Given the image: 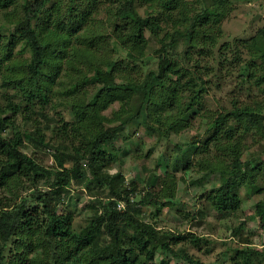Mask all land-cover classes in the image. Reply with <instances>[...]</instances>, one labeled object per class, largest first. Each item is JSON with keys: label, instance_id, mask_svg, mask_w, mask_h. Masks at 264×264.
I'll return each mask as SVG.
<instances>
[{"label": "trees", "instance_id": "16d2710c", "mask_svg": "<svg viewBox=\"0 0 264 264\" xmlns=\"http://www.w3.org/2000/svg\"><path fill=\"white\" fill-rule=\"evenodd\" d=\"M198 1L197 7L189 0H107L109 30H102V24L98 29L93 25L103 8L99 0H0V191L5 192L0 194V264H174L166 255L177 264H204L188 253L186 243L200 245L205 237L157 228L140 218L130 198L135 188H127L124 174L109 166L119 158L115 142L131 138L130 123L159 135L192 124L206 87L192 82L199 59L187 67L186 59L175 55V46L184 43V57L197 46L201 58L209 55L210 47L203 43L217 40L214 31H220L231 4ZM140 5L155 11L142 15ZM168 23L171 31L163 28ZM152 37L159 41L153 49L157 65L145 69V60L153 57L146 50ZM110 41L117 47L116 58L108 57ZM238 46L251 51L249 61H243ZM238 46L227 48L238 59L240 81L264 83V26ZM254 56L262 59L261 69ZM226 62L231 64L226 70L231 69L233 62ZM65 67L75 72L65 91L71 119L46 108ZM209 68L217 67L206 61L199 74ZM134 91L141 102L132 114L106 113L114 101L123 109ZM173 104L177 112L168 113ZM207 116L206 135H194L169 167H189L195 151L205 154L197 171L219 173L220 183L202 197L218 211L233 212L241 204L239 186L264 193V156L242 159L239 150L244 134L254 130L264 135V115L232 99L229 108ZM29 144L51 152L53 163L24 151ZM72 183L93 195L86 205L94 212L79 226L71 210L60 209ZM26 189L29 193H21ZM100 193L106 197L95 195ZM150 194L136 202L149 203ZM255 204L264 226V196ZM159 252L164 256L157 257ZM229 256L231 264H258L264 261V249L235 245Z\"/></svg>", "mask_w": 264, "mask_h": 264}, {"label": "rangeland", "instance_id": "374dc122", "mask_svg": "<svg viewBox=\"0 0 264 264\" xmlns=\"http://www.w3.org/2000/svg\"><path fill=\"white\" fill-rule=\"evenodd\" d=\"M189 1H192L197 7L200 5L198 0ZM230 1V9L221 20L220 31H214L216 37L219 36L217 40L215 42L206 40L203 43L200 38L199 43H203L204 47L206 45L210 47L209 55L201 58L197 53L200 50L197 46L196 51L184 57V43L178 42L175 46V55L180 59L182 57L186 59L187 63L185 64L187 67H191L195 59H199V67H196L198 70L192 68V74L194 75L192 82L195 87L199 85L206 87L202 97V105L193 116L192 124L187 127L182 126L178 132L167 130V134L159 135L148 131L143 125L135 126L130 123V131H133L131 138L118 139L115 142L119 158L114 163L109 164L111 172L120 170L124 174L127 188H135V192L130 194V198L131 201H135L132 205L136 206L140 218L151 222L157 228L168 229L173 232L190 231L205 237V242L200 245L186 243L188 253L199 258L204 264H231L230 248L235 245H251L257 249H264V226L258 219L257 207L255 206V203L264 196V193L253 192L246 185L239 186L240 207L233 212L218 211L212 208L202 197L203 191L220 183L219 173H210V170L197 171L199 158L204 159L205 154L195 151L192 156V165L189 167H182L177 170L169 167L174 156L187 147L188 141L194 135H201V137L206 135L207 115H217L225 108H229L232 99L238 100L242 105H251L252 108H256L258 112L264 115V83L250 86L247 82L243 84L236 70L238 59L227 48V45L229 47L238 46L240 39L251 37L256 34L260 27L264 26V0ZM99 5L103 8L96 15L99 19L98 22L93 25L98 29L99 25L102 24V30H109L106 13L109 2L99 0ZM138 11L140 14L145 15L147 12L155 11V9L140 5ZM256 13L259 16L251 20ZM2 19L3 15H0V25ZM5 25L8 27L7 24ZM163 28L166 31H171V23ZM162 33L163 31L160 35ZM158 46L159 41L155 37L149 39L146 50L153 57L145 60V69H155L157 59L154 57L153 49ZM109 47L112 51H110L108 57L116 58L117 47L112 41L109 42ZM238 47L241 48L239 53L243 61H249L251 51H247L246 48L241 46ZM254 59L258 64V69H261L263 63H260V61L262 59L256 56H254ZM217 60H219V64ZM206 61L217 68H209L210 70H205L208 73L202 72L199 74V69ZM226 61L233 62V66L229 70H226V67L231 64ZM212 71H216L217 75L212 74ZM72 75H75V72L65 67L57 77L50 103L46 107L50 114L61 115L67 119L73 117L70 101H68L70 94L65 93L72 87ZM140 99V95L134 91L131 101L124 105L123 109H121L120 102L114 101L105 111L110 114L112 111L119 110L121 116L132 114L136 105L141 102ZM176 106L175 104L171 105V112L168 113L174 114L177 112ZM161 121H156V124L160 125ZM19 122H22V120L19 119ZM162 126L166 129L165 124ZM262 128L264 129V120ZM46 132L49 134L48 130ZM241 139L239 150L242 159L247 158L250 154L264 156V135H259L253 130L244 134ZM23 150L36 154L38 160L44 164L50 165L53 163V157L48 150L35 148L31 144L23 147ZM208 157L211 160L214 158L211 153L208 154ZM68 165H71V160L68 161ZM150 175L153 176L152 183L147 182V177ZM199 179L200 181H198ZM70 190L69 198L66 199L65 204L63 203L60 206V209L71 210L74 215V224L79 226L84 224L94 212V209L86 205L93 195H90L87 189L81 186L78 187L75 183H72ZM148 191L151 193L148 196L149 203L136 202ZM1 193L4 194L5 192L0 191ZM21 193H29V190H21ZM95 195H99L101 198L106 197L104 193ZM75 199H77L76 205L74 203ZM155 200L158 202L155 203ZM166 201L172 202V206L161 204L166 203ZM239 225L241 228L236 234H233L232 229ZM162 256L164 255L160 252L157 254V257ZM166 256L174 264L178 263L174 256ZM258 264H264V261Z\"/></svg>", "mask_w": 264, "mask_h": 264}, {"label": "water", "instance_id": "95a60500", "mask_svg": "<svg viewBox=\"0 0 264 264\" xmlns=\"http://www.w3.org/2000/svg\"><path fill=\"white\" fill-rule=\"evenodd\" d=\"M257 16H259L258 13H256L255 15H253L251 20H253V19H254L255 17H257Z\"/></svg>", "mask_w": 264, "mask_h": 264}, {"label": "built area", "instance_id": "2783aa9c", "mask_svg": "<svg viewBox=\"0 0 264 264\" xmlns=\"http://www.w3.org/2000/svg\"><path fill=\"white\" fill-rule=\"evenodd\" d=\"M123 205H124V203L121 202V201L118 203V206H121L122 207Z\"/></svg>", "mask_w": 264, "mask_h": 264}]
</instances>
